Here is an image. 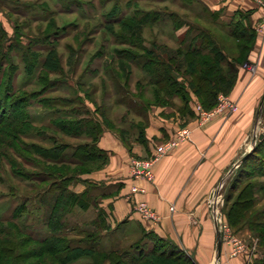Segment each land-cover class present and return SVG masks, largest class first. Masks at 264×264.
<instances>
[{
  "label": "trees",
  "instance_id": "trees-1",
  "mask_svg": "<svg viewBox=\"0 0 264 264\" xmlns=\"http://www.w3.org/2000/svg\"><path fill=\"white\" fill-rule=\"evenodd\" d=\"M120 1H116L112 8L102 13L105 21L101 26L116 44L126 46V49L114 51L120 63H125L128 67L125 73L124 66H120V74H123H119V77H123V82L116 80V92L119 97L117 103H125L128 100V110L133 109L138 115H144V124L141 122L135 126L138 130L137 141L144 139L147 113L151 107L174 105L177 100L179 111L191 115V95L196 97L202 108L210 111L215 107L219 95L228 94L232 90L238 66L246 61L251 49V35L234 37L238 53L237 57L230 58L229 52L222 50L210 31H195L196 28L188 22L189 19L185 15L163 8L171 20L174 32L187 27L185 37L178 41L175 48L157 44L155 41L147 46L141 34L137 32L147 26L157 25L162 13L145 12L133 0L125 3V9H130L134 4L133 11L129 14L123 13ZM186 1L181 5L183 8L189 12L197 10L193 8L190 0ZM100 6L102 7L101 2ZM204 12L202 8L198 14L204 16ZM128 31L131 32L129 36L126 35ZM56 33L44 36L36 43H48ZM15 37V44L5 45L10 39L0 24L1 157L3 155L15 176L32 182L35 197H40L47 207L44 209L42 226L48 231L44 236L32 235L27 231L25 224L18 222L28 212L26 200L23 201L11 211L10 216L0 218V264H43V259H49V264H75L84 258L89 259L92 264H195L170 241L144 231H141L140 238L128 247H119L118 243L108 248L102 247L101 237L110 226L107 224L106 214L101 209L90 223L71 225L68 220L75 208L87 211L91 204L88 201L87 188L81 193H75L70 186L76 182L92 186L90 182L80 178L87 174L84 170L89 165L107 162L108 153L98 147L103 132L109 130L117 133L123 140L124 131H118L114 123L107 118L105 111L99 113L97 107L94 114L81 109H71L69 115L65 114L66 117L52 119L50 127L43 123L35 125L29 111L34 100L45 109L51 108V102L41 98L38 93L24 90V86L15 88L12 82L19 68L11 62V51L16 50L18 54L23 52L22 55L15 54L24 65L23 73L29 75L36 86L42 84L41 90L59 82L49 81L46 76H41V73L63 74V69L55 50L51 48L52 45L41 62L36 45H21L18 36ZM9 62L10 69H5L4 65ZM132 69L140 74V79L135 84V94L128 87ZM37 71H40L38 75L35 74ZM30 80H24V83ZM146 90L150 93L149 98L144 97ZM67 100L64 102H68ZM69 100L67 104L73 101ZM77 100L80 102V99ZM48 131L50 133L46 136ZM35 136L48 141V145L27 142ZM63 136L82 141L70 143L65 141ZM19 149L24 153H20ZM252 160L258 162L259 166L248 168L247 164ZM25 166H31L34 171H28ZM240 167L243 169L237 175L233 189L224 203L225 216L231 228L235 231L247 229L252 232L257 239V247L263 248L264 206L258 205L261 202L264 204V138L256 143ZM10 227L15 229L18 236L23 237H17V241L4 237L9 235ZM71 235L83 237L77 239L70 237ZM31 242H34L32 249L19 250L22 244ZM32 259H35V262L23 263ZM252 264H264V256L253 259Z\"/></svg>",
  "mask_w": 264,
  "mask_h": 264
},
{
  "label": "rangeland",
  "instance_id": "rangeland-1",
  "mask_svg": "<svg viewBox=\"0 0 264 264\" xmlns=\"http://www.w3.org/2000/svg\"><path fill=\"white\" fill-rule=\"evenodd\" d=\"M102 1L104 0H0V24L5 31L7 38L10 39L5 45L15 44L17 40L15 35H17L18 42L21 45H36V52L41 55V62L46 58L47 51L53 48L63 69V74L61 73L62 75L57 72L49 74L41 73V76H46L49 81L54 82V80H59L58 83L45 88L46 90H41L42 84L36 86L33 82L34 80H30V76L23 73L24 65L22 61L15 56V54L22 55L23 52L18 54L16 53V50L11 51V62L14 66H17V69L19 68L15 73L12 82L14 83L15 88L24 86V90L38 93L37 95H40L41 98L48 99L51 102V108L45 109L34 100L29 111L35 121V125L39 126V123H43L50 127L52 126V119L60 116L66 117V115L70 114L69 110L71 109H81L82 111H88L89 114H94L95 107H97L99 113L105 111L107 118L114 123L118 131H124L123 140H120L127 150L131 152L133 145L137 144L136 139L138 130L135 126L141 122L143 123L145 118L144 115H138L133 109L128 110L126 106L128 100L125 101V103H117L119 97L116 92V83L118 82L116 80L121 81V83L123 82V77H119V74L121 73L120 66H124L125 69L122 71L125 73L128 67L127 65L125 66V63H120V60H118L114 51L115 49H126V46L116 44L113 38L107 35L106 31H104L101 26L105 21L102 13L112 8L114 3L118 0L106 3ZM127 1L128 0H121L120 2L123 13L129 14L133 11V6L135 5L133 4L130 9H125V3ZM133 1H136V5L138 4L139 8L145 12L159 11V14L162 13V15L159 16L160 20L157 25L147 26L137 32L141 34L147 46L152 41H155L157 44H166L172 48L178 46L179 36L183 33L184 29L174 32L171 28V20L169 19L168 14L164 13V9L177 12L182 16L185 15L189 19L188 22L196 28L195 31H200L201 29H206L211 33L214 31L212 26L207 25L204 22L205 20L203 21L202 14H198L199 10L189 12L188 9L186 10L181 6L183 5L182 3L187 2L186 0ZM100 2L102 3L103 8L100 6ZM198 8L201 10L200 5ZM55 33L56 36H52L51 40H49L50 42L45 44H41L40 42L36 43L38 39H42L44 36ZM130 33V31L126 32V35L129 36ZM214 37L218 41V36ZM229 50L231 55L236 56L238 53L237 50H235L233 43L229 45ZM13 56H15V58H13ZM246 61L242 64L243 68L252 71V73L255 72V66L248 64ZM9 65L10 62L9 64H5L4 68L10 69ZM39 72L40 71H37L35 74L38 75ZM122 74L120 75L122 76ZM28 79L30 81L24 83V80L26 81ZM138 79H140V74L137 70L133 71L132 69V77L128 87L134 94L136 93L135 84ZM63 81L65 83H63ZM253 86L255 85H243L242 92L244 93L249 87ZM231 92L232 90L228 94H221L223 99L218 98L215 107L210 111L203 109L206 112H212L218 109V107L226 101L236 105L238 111L239 100L237 101L235 100L236 98L230 96ZM144 97H150L148 90L144 92ZM66 99H68V102L70 101L69 99H73V101L72 103L67 104L68 102H64ZM77 99H80V102ZM139 100L141 101V99ZM261 100L262 99L257 101V99H255V105L256 102H258V107L255 109L256 113L254 111V115L252 114L251 118H249L250 125L247 130H244L241 134V153L245 152L243 156L252 149L253 138L256 137V143H259L258 136L264 134V103L260 109ZM226 110L230 114L237 113V111L232 112L228 109H223L211 116L209 120L205 121V123H209L215 115ZM195 112L197 118L200 119L199 122H201V116L197 110H195ZM49 133L50 131L46 132V136H48ZM115 134L119 136L117 133ZM59 136L62 137V134L59 133ZM63 139L74 144L82 141L64 136ZM23 140L27 141L26 139ZM30 141L37 144L43 143L44 145H48V141L41 140L37 136L33 137L32 140L28 139L27 142ZM19 152L24 153L21 149H19ZM1 154L2 152L0 151V218H7L10 216L11 211L26 200L28 212L18 220V222L25 224L28 228L27 231L30 234L44 236L48 231L45 226H42L44 209H47V207L41 202L40 197H35L32 182L15 176L11 172V168L3 158V155L1 157ZM13 156L12 153V157ZM151 157L152 156L141 158L133 155L128 162L129 174L131 159L146 160ZM108 159L105 163L89 165L84 171H87V174L99 172L105 168L106 164H108ZM240 164L236 167L232 165L233 169L230 174L227 173L225 180L218 188V193L209 196L208 202L210 205V202L217 201L215 207L217 208V216L219 217L220 214L221 223L226 226L225 232L222 234L223 236H221V244L228 246L231 253L233 250V244L230 242L228 235L240 240V242L247 248V252L244 253V255L247 256L245 264H252L253 259H260L264 256V247H257V239L254 237V234L247 229L235 231L231 228L225 216L224 203L233 189L232 187L237 175H239L240 171L243 169L240 167ZM257 165L258 162L252 160L249 161L247 167H257ZM25 168H27L28 171H34V168L31 166H25ZM130 180L134 183L138 182L132 179L131 174ZM102 185L104 184L97 187L96 185L91 186L76 182L70 186V189L75 193H81L82 187H84V189L87 188V190H89L88 201L91 204L87 211H81L75 208L68 220L71 225L80 226L85 223H90V221L97 217L99 213L98 210L101 209L99 204L103 198L102 193L107 189ZM134 186L137 185L132 186L131 192H133ZM261 205L264 206L262 202L258 206ZM211 215L213 216L210 209V216ZM91 228L93 230L94 226ZM8 233L9 235L7 236H4V234L2 235L4 237L13 238L15 241H17V237H23L22 235L18 236L13 227L8 229ZM140 233L141 231L138 229L136 232H128L122 227H119V229H112L110 227V229L106 230L101 237L102 247L108 248L116 243H118L117 245L119 247H128L140 238ZM70 237L82 239L83 236L71 235ZM33 246L34 242L28 244L24 243L19 250H30ZM48 260L43 259V264H49ZM215 261L216 260H214L213 264H215ZM30 262H35V259L27 260V262L23 263ZM18 263L20 262L15 264ZM75 264H92V262L89 259L84 258L78 260ZM218 264H220V262Z\"/></svg>",
  "mask_w": 264,
  "mask_h": 264
},
{
  "label": "crops",
  "instance_id": "crops-1",
  "mask_svg": "<svg viewBox=\"0 0 264 264\" xmlns=\"http://www.w3.org/2000/svg\"><path fill=\"white\" fill-rule=\"evenodd\" d=\"M190 2L193 8L200 10V5L205 10L202 19L212 26L214 31L210 33L218 36L224 52L231 55V43L237 50L235 36H252L246 62L255 66L256 70L252 73L239 65L230 94L239 100L237 113L230 114L226 110L215 115L209 123H201L195 112L199 103L194 95H191L189 103L191 115L179 111L177 100L174 105L153 106L147 113L144 139L140 142L136 140L137 144L130 152L119 136L105 130L98 147L109 154V162L103 170L85 174L81 178L97 187L104 184L102 186L107 188L102 193L99 207L106 214L107 224L112 229L122 227L128 232L138 229L153 233L170 241L195 264H213L217 251V228L213 216H210L208 199L223 183L232 165L245 153H241V134L250 125L249 118L254 111L256 113L258 102L255 105V99L258 101L264 95V30L258 31L264 19V8L256 0ZM182 29L184 31L178 35L179 41L185 37L187 27ZM245 84L255 86L243 93ZM181 127L192 130L191 140L155 163L153 182L134 183L130 180L129 159L133 155L141 158L152 156L155 148ZM133 185L145 188V193L132 194ZM137 201H145L156 211L159 220L155 223L142 221L133 212ZM246 258L245 255L232 257L229 247L221 244L220 264H245Z\"/></svg>",
  "mask_w": 264,
  "mask_h": 264
},
{
  "label": "built area",
  "instance_id": "built-area-1",
  "mask_svg": "<svg viewBox=\"0 0 264 264\" xmlns=\"http://www.w3.org/2000/svg\"><path fill=\"white\" fill-rule=\"evenodd\" d=\"M256 2L264 8V1L263 0H256ZM264 30V19L258 26V31ZM219 99H223L220 95ZM223 109H228L232 112L237 111V106L228 102H223L218 109L212 112H206L202 106L199 104L196 107L197 112L201 116V122H205L210 119L215 113L220 112ZM192 130L189 127H183L177 129L167 140L162 142L160 145L157 146L154 154L150 159L140 160V159H131L130 160V174L132 179L136 181H145L147 183L153 182L154 180V173L153 167L155 163H157L162 157L168 155L174 149L181 146L183 143H186L191 140ZM145 188L134 186L133 192L134 194H144ZM216 203L217 201L210 202V208L213 214V221L220 232V235L225 232L226 226L222 225L221 223V216L219 214V225H218V217L216 212ZM171 211H173V207H171ZM133 212L139 216V218L148 223H155L159 220V216L155 210H153L145 201H137L134 203ZM230 242L233 244V250L230 253L232 257H236L239 255H244L247 252V248L244 244L240 242V240L236 238H232L231 235H228Z\"/></svg>",
  "mask_w": 264,
  "mask_h": 264
},
{
  "label": "water",
  "instance_id": "water-1",
  "mask_svg": "<svg viewBox=\"0 0 264 264\" xmlns=\"http://www.w3.org/2000/svg\"><path fill=\"white\" fill-rule=\"evenodd\" d=\"M263 103H264V95H263L262 100L260 102V109L262 108ZM263 138H264V134H260L258 136V141H261ZM256 142H257V138L254 137L253 140H252V149L248 153H250L253 150L254 146L256 145ZM247 154H245L238 162H236L235 164H233V166L236 167L240 163H242V161L245 159V157L247 156ZM232 169L233 168H231L229 170L228 174H230V172L232 171ZM217 193H218V189L214 192V195H216ZM216 249H217V251H216V258H215L216 261H215V264H218L219 263V258H220V253H221V235H220V232L218 231V229H217V248Z\"/></svg>",
  "mask_w": 264,
  "mask_h": 264
},
{
  "label": "bare ground",
  "instance_id": "bare-ground-1",
  "mask_svg": "<svg viewBox=\"0 0 264 264\" xmlns=\"http://www.w3.org/2000/svg\"><path fill=\"white\" fill-rule=\"evenodd\" d=\"M216 211H217V208H216ZM218 217V216H217ZM220 223H219V217H218V225H219Z\"/></svg>",
  "mask_w": 264,
  "mask_h": 264
}]
</instances>
